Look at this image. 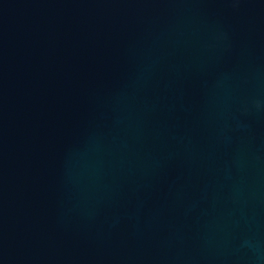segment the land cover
Masks as SVG:
<instances>
[{
	"label": "water",
	"instance_id": "95a60500",
	"mask_svg": "<svg viewBox=\"0 0 264 264\" xmlns=\"http://www.w3.org/2000/svg\"><path fill=\"white\" fill-rule=\"evenodd\" d=\"M0 264H264V0H0Z\"/></svg>",
	"mask_w": 264,
	"mask_h": 264
}]
</instances>
